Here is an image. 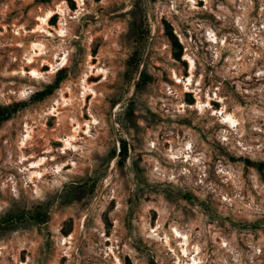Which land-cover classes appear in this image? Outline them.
Returning a JSON list of instances; mask_svg holds the SVG:
<instances>
[{
    "label": "rangeland",
    "instance_id": "rangeland-1",
    "mask_svg": "<svg viewBox=\"0 0 264 264\" xmlns=\"http://www.w3.org/2000/svg\"><path fill=\"white\" fill-rule=\"evenodd\" d=\"M0 107V264H264V0H0Z\"/></svg>",
    "mask_w": 264,
    "mask_h": 264
},
{
    "label": "bare ground",
    "instance_id": "bare-ground-1",
    "mask_svg": "<svg viewBox=\"0 0 264 264\" xmlns=\"http://www.w3.org/2000/svg\"><path fill=\"white\" fill-rule=\"evenodd\" d=\"M60 13H62L63 12V10L61 9V7L60 8H58L57 9ZM53 14H54V11H48L43 17H40L39 18V22H40V25L38 26V29H40L41 31H43L44 33H46V34H48L49 36L51 35V32H49V30L47 29V27H48V21H49V19L53 16ZM38 31V30H37ZM42 33V32H41ZM57 34L60 36V37H64L65 36V34H64V31L61 29V30H59L58 32H57ZM42 44H33L32 45V52H33V55L34 56H36V55H38L37 54V52H40V53H42ZM32 58L33 57H29L28 58V60H29V62H31L32 61ZM64 60L65 59H61V62H64ZM190 66H191V69L193 68V62L191 61V63H190ZM52 71V70H51ZM31 75L33 76V77H39V74L37 73V72H35V71H32L31 72ZM31 76V77H32ZM32 77V78H33ZM178 82H182V81H178ZM191 84V78H188L186 81H184V86H189ZM199 108H201V106H199ZM54 110V109H53ZM53 112V111H52ZM221 118H222V124H227V125H230V127L231 126H236L237 124V122L233 119V117L231 116V115H227V114H223V112L221 113V116H220ZM236 124V125H235ZM76 130H77V128L76 127H74V132H76ZM75 136V135H74ZM30 138V132L28 131L27 132V134H26V136L24 137V139L25 140H27V139H29ZM71 138H73V137H71ZM24 139H23V141H22V145H24ZM189 148H187L188 150L191 148L190 147V145L188 146ZM72 148V144H71V142L69 141V139H66L65 140V150H69V149H71ZM65 153V152H64ZM45 163V160H40V162H33V163H31V165H30V168L31 169H35V168H38V167H40L42 164H44ZM59 168V167H58ZM59 171H60V169H59ZM57 172V171H56ZM36 175H39V176H41V173L40 172H38V171H36V172H34ZM64 241H67V239H64ZM183 246H185L186 247V245H187V237L186 236H183ZM225 247V246H224ZM183 251V254H186L187 252V250L186 249H183L182 250ZM191 264H196V262L193 260L192 261V263Z\"/></svg>",
    "mask_w": 264,
    "mask_h": 264
},
{
    "label": "trees",
    "instance_id": "trees-1",
    "mask_svg": "<svg viewBox=\"0 0 264 264\" xmlns=\"http://www.w3.org/2000/svg\"><path fill=\"white\" fill-rule=\"evenodd\" d=\"M68 69L66 67H62L57 70L54 80L51 84H48L43 90L34 93V100L40 101L43 100L45 97L51 95L56 89L59 88L61 82L65 79L66 73ZM10 107H0V124L5 121L8 117V114L10 113ZM13 112H15L17 109H12ZM119 154L123 156V158H127V146L124 142L120 143ZM243 163H245L248 166L253 165V167L257 168L258 170H261L264 168L263 164H253L249 160L241 159Z\"/></svg>",
    "mask_w": 264,
    "mask_h": 264
}]
</instances>
